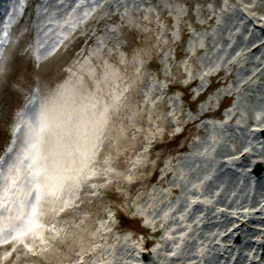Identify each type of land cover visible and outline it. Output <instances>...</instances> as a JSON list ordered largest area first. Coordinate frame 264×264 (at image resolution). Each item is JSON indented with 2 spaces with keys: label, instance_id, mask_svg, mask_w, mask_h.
Wrapping results in <instances>:
<instances>
[{
  "label": "rangeland",
  "instance_id": "rangeland-1",
  "mask_svg": "<svg viewBox=\"0 0 264 264\" xmlns=\"http://www.w3.org/2000/svg\"><path fill=\"white\" fill-rule=\"evenodd\" d=\"M263 23L264 0H0V158L26 97L32 121L54 90L71 103L67 165L43 150L45 171L67 167L59 189L35 198L45 175L24 157L28 125L4 158L0 264H167L189 243L185 264L211 247L233 264L216 233L193 240L207 212L225 210L221 189L203 195L220 171L251 192L264 175L260 157L238 164L264 151ZM253 241L258 261L264 238Z\"/></svg>",
  "mask_w": 264,
  "mask_h": 264
},
{
  "label": "bare ground",
  "instance_id": "bare-ground-1",
  "mask_svg": "<svg viewBox=\"0 0 264 264\" xmlns=\"http://www.w3.org/2000/svg\"><path fill=\"white\" fill-rule=\"evenodd\" d=\"M237 21L238 17L236 15H232L230 16V20L227 24L228 26H232L236 24ZM194 25L195 27L199 26L198 24ZM262 27L264 29V23L262 24ZM244 44L245 43L243 42V40H239L238 46H243ZM260 47L261 45H259L258 48ZM257 53H259V50ZM222 55L223 53H219V56ZM215 56H217V54H215L214 57ZM56 92L57 91L54 90L50 93L51 96H53L50 99L51 102H48V104L43 108V110L38 113V116L35 121L30 120L28 117L29 115H25V117L23 116L25 111L27 112L26 109L29 106L32 96L26 97L27 99L25 107L24 109H22L21 115L18 114L16 116V122L12 127V141L10 143V146L7 148L6 152L4 153V156L0 158L1 171V165L4 162V158L14 146L19 131L22 129V127L24 130V127L28 125L26 131H24L26 143L24 148V157L28 160L26 162L28 163V168H30V171L32 172L33 176L36 175L40 177L41 175H45L44 181L42 179H36L31 186L32 190L35 191V198L36 196L37 198L41 197V195H43L47 190L51 192L56 188L59 189V186L67 177V167L65 168V171L63 173H55L54 175L53 170L45 171L44 162L42 161L44 156L43 150L47 147L48 149H51L52 154L55 152L56 157L59 153H61L58 157V161L61 160L62 163L67 165L68 151L66 150V145L68 140V121L70 117L71 103L67 96L63 97L64 94L62 93L57 96V94L55 95ZM245 110H247V112H250V109L248 108H245ZM202 115L203 117H205L206 114L204 113ZM200 119L201 116L199 120ZM20 122L25 123V125L23 124L22 126ZM232 140L237 141L236 139ZM239 142H242V140H239ZM179 150L188 151L189 149L187 146L183 145ZM218 151V156L220 157L221 155L226 153L227 148L221 147ZM257 152L258 151H254L252 154L251 152L250 154H244L241 159H238L241 160V162H239L238 164L250 162V159H258V157H260L261 160H264V151H261L262 153ZM52 161L53 160L50 161V166L53 165ZM262 167L264 168V161L262 162ZM151 171L153 172L152 178L158 175V169H154ZM45 173L48 174L46 175ZM21 175L22 173L17 178H21ZM166 175L168 176L170 175V173H167ZM13 180L14 179L10 181L9 185L12 184ZM238 180L239 178L237 175L231 174L229 172L223 173L220 171L219 174H217L215 178L209 183V185L205 186V193L203 194L204 196L212 193L214 189H221V192L217 198V203H221L220 207H218V211L220 208H225V210H221L215 215H213L215 213L214 211L207 212L205 216H203V218L200 220V222L204 221L201 227V230H203L199 231L198 233H195L193 243H197L198 240L205 239V237L207 238L208 236H211L216 233L215 237H219L222 241V245L220 247L221 251L227 253L230 259L235 257V261L233 264H264V255L263 257L261 256L262 258H260L258 261L255 260V257L257 256V252L255 251V245L257 244V242L253 241V237L255 235H257L258 238H264V223L258 220V217L256 216V213L258 212L264 213V175L262 177V180H259L258 183H256L257 185L255 186L253 192H251L252 190H246L241 185H239ZM8 193H11V191H9ZM260 198H263L262 201L258 203L256 207H254V205ZM20 202L22 203V201ZM239 209L241 210L239 211ZM34 214L35 208L34 210H32V215L27 218V229H30L35 225V219L33 216ZM195 214L196 212L193 213V215ZM232 214H236V217H232ZM233 218H237V220H240L241 218H247V223L241 225V228L235 227V224H233L232 222ZM5 227H8V225L3 226V228ZM24 234L25 230H20L19 232H17L18 237H22ZM236 235L240 237L239 242L236 244L235 247H229L228 244L231 242V238ZM5 241L7 242L9 240ZM166 245L168 246L170 244L167 243ZM211 250L212 253L208 254L204 258L203 264H225L222 262L223 258L221 257L220 253H215V249L213 247H211ZM245 254L249 256V259L251 257L250 262H248L249 259L244 258ZM192 255L193 249L191 243H189L183 249L181 258L179 260H177L176 262L175 260H166V263L185 264L184 261L186 259L189 260L190 257L192 258L191 260H194L195 257H192ZM161 258H163V255L160 254L157 256V258L155 257L151 261H153L154 264L157 261L161 260ZM228 261L229 264L230 260Z\"/></svg>",
  "mask_w": 264,
  "mask_h": 264
},
{
  "label": "water",
  "instance_id": "water-1",
  "mask_svg": "<svg viewBox=\"0 0 264 264\" xmlns=\"http://www.w3.org/2000/svg\"><path fill=\"white\" fill-rule=\"evenodd\" d=\"M259 171V169H257V171L256 172H258Z\"/></svg>",
  "mask_w": 264,
  "mask_h": 264
},
{
  "label": "trees",
  "instance_id": "trees-1",
  "mask_svg": "<svg viewBox=\"0 0 264 264\" xmlns=\"http://www.w3.org/2000/svg\"><path fill=\"white\" fill-rule=\"evenodd\" d=\"M124 225H126V223H124Z\"/></svg>",
  "mask_w": 264,
  "mask_h": 264
}]
</instances>
